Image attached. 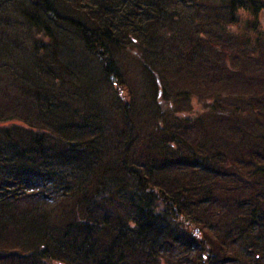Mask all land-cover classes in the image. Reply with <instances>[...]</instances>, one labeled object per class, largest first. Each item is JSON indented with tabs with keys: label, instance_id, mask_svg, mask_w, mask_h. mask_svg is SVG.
Returning <instances> with one entry per match:
<instances>
[{
	"label": "trees",
	"instance_id": "16d2710c",
	"mask_svg": "<svg viewBox=\"0 0 264 264\" xmlns=\"http://www.w3.org/2000/svg\"><path fill=\"white\" fill-rule=\"evenodd\" d=\"M0 264H264V0H0Z\"/></svg>",
	"mask_w": 264,
	"mask_h": 264
}]
</instances>
